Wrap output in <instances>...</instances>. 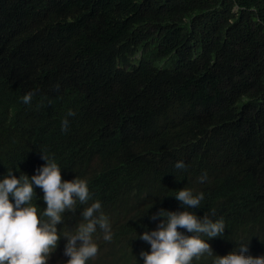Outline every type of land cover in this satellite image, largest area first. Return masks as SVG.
Here are the masks:
<instances>
[{"label":"trees","instance_id":"16d2710c","mask_svg":"<svg viewBox=\"0 0 264 264\" xmlns=\"http://www.w3.org/2000/svg\"><path fill=\"white\" fill-rule=\"evenodd\" d=\"M40 150L63 179H87L110 218L88 264H143L138 234L161 209L184 211L186 186L205 193L191 211L225 221L216 255L243 242L264 256V0H0V178L35 175Z\"/></svg>","mask_w":264,"mask_h":264},{"label":"clouds","instance_id":"9594fccd","mask_svg":"<svg viewBox=\"0 0 264 264\" xmlns=\"http://www.w3.org/2000/svg\"><path fill=\"white\" fill-rule=\"evenodd\" d=\"M34 91L21 97L25 105H31ZM76 112L69 109L61 121V131L70 129L69 117ZM42 159L46 164L29 176L21 172L17 177L15 168H7L0 178V264H60L61 256L68 257L66 264H88L97 256L99 244L95 234L101 232L104 241H111L113 232L109 216L99 199L93 200L87 179L78 175L73 180L62 178L63 168L54 157L43 150ZM177 170L186 171L188 165L177 161ZM200 183L207 180L203 173ZM44 195L46 207L34 203L36 188ZM185 208L184 211L161 209L151 216L159 220L156 229L138 234L151 246V251H142L143 264H193L194 259L213 256L212 264H264V256L247 255L249 243L240 242L237 248L225 256L216 255L208 242L222 237L226 224L223 218L212 219L208 213L203 218L190 209L201 208L205 193L196 192L187 186L177 190L174 196ZM91 201V203H89ZM83 205L82 219L75 228L63 232L58 225L65 221L66 213H75ZM214 215V210H212ZM179 229H186V235ZM208 237L204 239L203 237ZM66 238L64 251L58 248L61 238Z\"/></svg>","mask_w":264,"mask_h":264}]
</instances>
